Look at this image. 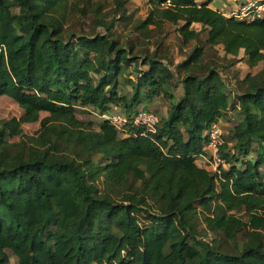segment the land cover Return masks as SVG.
Instances as JSON below:
<instances>
[{
	"label": "trees",
	"instance_id": "1",
	"mask_svg": "<svg viewBox=\"0 0 264 264\" xmlns=\"http://www.w3.org/2000/svg\"><path fill=\"white\" fill-rule=\"evenodd\" d=\"M149 3L141 16L133 0H0V97L21 110L0 119V264H12L9 250L18 264H264L263 76L240 80L224 163L213 171L201 157L230 98L213 52L263 60L264 14L240 19L216 0ZM118 22L138 43L122 40ZM159 96L171 103L154 130L107 118L95 129L79 116L115 105L133 118L136 103ZM200 213L225 236L205 239Z\"/></svg>",
	"mask_w": 264,
	"mask_h": 264
},
{
	"label": "rangeland",
	"instance_id": "2",
	"mask_svg": "<svg viewBox=\"0 0 264 264\" xmlns=\"http://www.w3.org/2000/svg\"><path fill=\"white\" fill-rule=\"evenodd\" d=\"M133 1L140 8V15L145 16L151 6L149 3V0H133ZM236 1L237 2L240 1V3L238 4H241V5L238 7L232 8V9L228 8L229 10H227V14H230L233 11L236 12L238 11L239 8L248 4V0H246L245 2L241 0H236ZM256 1L260 3V0H256ZM111 7L113 6L109 4L108 8L106 9L107 15ZM81 21L87 30H90L92 28V25H94V17L91 15L82 18ZM122 23L123 22H118L115 25V29H117L120 32L122 40H125L127 38L128 41L136 40V42L138 43V40H137L138 34L136 32H132L130 30V26L125 27ZM193 27L200 29L201 25L198 23H195L193 24ZM150 43L144 42L143 45H140V48ZM152 46H154V44L150 45L151 48ZM213 57L216 59L217 64L220 68H223L222 67L223 65H225L226 67L225 82L230 92V98L224 107L225 114L220 119L219 124L221 126L223 134L229 135V132L234 128V126L237 124V122L241 118L238 106L236 104L237 103L236 96L241 92V89H242L240 80L246 74H250L252 76H258V77H261V76L264 77V59L260 61L249 60L247 56L244 54L243 50H241L237 56H226L222 45L216 46L215 51L213 52ZM181 58L182 57L180 53L178 52V50H175L173 54L174 63H177L178 61H180ZM131 89H132V85L130 83H127L126 81H123V80L121 81V87H120L121 93H128L130 92ZM178 91L179 90L176 89V92ZM170 103L171 101L169 99L163 96H159V97H156L151 102L142 101L140 103H136L133 109H136V111H138L146 107L148 108V110H152L157 116L165 117L167 115V111L170 106ZM111 110L122 112V113L125 112L123 107L115 106V105H112ZM20 113H21L20 108L13 100H11L10 98L4 97V96L0 97V119L9 118L14 115L19 116ZM79 116L85 121H91L93 124V128L95 129H99L101 122L103 120L99 112L93 109L82 111L81 113H79ZM39 126H40L39 123L28 124L26 125V131L28 133H33L37 128H39ZM14 139H18V137H15ZM258 151H260L259 145L257 143H254L249 156L256 157L258 154ZM206 153H207L206 158H210L214 154L212 150H209L208 146L206 147ZM209 169L215 171L210 164H209ZM213 207H214L213 208L214 213L218 215L224 216L227 213L225 207L222 204H218V205L214 204ZM237 214L240 216H245L243 211H239L237 212ZM197 222L199 225V230L201 231L205 239L211 240L217 236H225L222 232L208 231L205 229L203 213L199 214L197 218ZM230 241L232 242L233 240H230ZM9 253H10L11 263L18 264V258L13 254L11 250H9Z\"/></svg>",
	"mask_w": 264,
	"mask_h": 264
},
{
	"label": "built area",
	"instance_id": "3",
	"mask_svg": "<svg viewBox=\"0 0 264 264\" xmlns=\"http://www.w3.org/2000/svg\"><path fill=\"white\" fill-rule=\"evenodd\" d=\"M263 12L264 0H260V3L257 1L248 2V4L242 6L240 10L236 12L233 11L229 15H235L240 19L253 20L256 17L263 16ZM101 117L109 119L118 130H123L129 121H132L135 124H145L149 129L154 130L155 125L159 120V117L155 113L145 110H140L134 115L133 118H130L125 113L117 111H108L106 113H102ZM208 135V148L209 150H212L214 154L210 158H206L207 153L201 154V157L204 159L205 163L208 164V166L210 164L216 171L218 170L219 165L224 163V159L219 154V147L223 142V132L219 122L212 124L208 130Z\"/></svg>",
	"mask_w": 264,
	"mask_h": 264
},
{
	"label": "crops",
	"instance_id": "4",
	"mask_svg": "<svg viewBox=\"0 0 264 264\" xmlns=\"http://www.w3.org/2000/svg\"><path fill=\"white\" fill-rule=\"evenodd\" d=\"M241 1L245 2L246 0H241ZM251 1H256V0H248V2H251ZM216 2H217V5L219 7H222V8L225 7L226 11L229 10L228 8L232 9V8H235V7H238L241 5V4H238V3H240V1L237 2L236 0L235 1H233V0H216ZM231 5H232V7H231Z\"/></svg>",
	"mask_w": 264,
	"mask_h": 264
}]
</instances>
